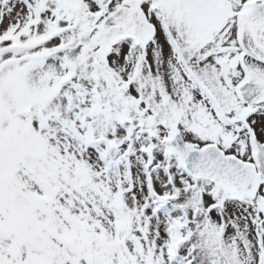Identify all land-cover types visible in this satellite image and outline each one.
I'll return each instance as SVG.
<instances>
[{
    "label": "snow or ice",
    "instance_id": "snow-or-ice-1",
    "mask_svg": "<svg viewBox=\"0 0 264 264\" xmlns=\"http://www.w3.org/2000/svg\"><path fill=\"white\" fill-rule=\"evenodd\" d=\"M0 264H264V0H0Z\"/></svg>",
    "mask_w": 264,
    "mask_h": 264
}]
</instances>
